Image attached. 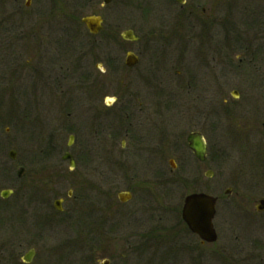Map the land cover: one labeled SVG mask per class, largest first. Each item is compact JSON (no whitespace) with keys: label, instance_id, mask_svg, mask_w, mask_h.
Segmentation results:
<instances>
[{"label":"flooded vegetation","instance_id":"1","mask_svg":"<svg viewBox=\"0 0 264 264\" xmlns=\"http://www.w3.org/2000/svg\"><path fill=\"white\" fill-rule=\"evenodd\" d=\"M240 1L243 9L252 4L257 10L264 11V0H139L136 3L138 29L127 28L116 33L102 23L96 34L87 30L81 33L75 28L77 19L68 17L65 24L59 22V31H62L59 34L20 33L10 39L13 65L10 71L0 74V86L3 77H8L4 85L7 95L0 90V118L25 123V129L29 128L33 135L42 131L41 123L48 121L49 111L52 116H59V154L67 163V172L74 173L79 165L86 163H103L108 171L111 164L123 169L128 164V154L135 157L143 154L145 163L158 169L159 153L169 155V172L174 177H131L127 180L128 189L116 193L117 199L119 193L123 194L124 202L140 193L143 200H150L147 201L149 211L157 209L151 196L156 192L159 194L160 189L155 191L154 185L166 187L173 195L176 191L184 194L176 223L167 230L152 226L149 237L165 234L174 238L183 231L191 232L181 216L185 197L193 193L210 194L205 181L215 176L216 184L229 185L221 194H211L216 198L211 220L215 235L212 242L191 232L199 239L198 244L136 241L127 245L204 247L217 244L225 223L233 231L264 225V210L256 209L264 196L249 202L234 189V185L247 183V179L256 184L253 178L264 172V166H259L260 161L252 163L253 166L239 165L233 169L220 165L224 164L218 137L219 131H223L222 122L241 118L257 121L263 113L251 100L247 99L244 104L235 102L239 99L236 90L231 91L232 101L223 97V31L224 26L234 24L235 27V20H225L223 10L238 7ZM116 3L111 0L106 5ZM128 3V0L119 2L120 5ZM37 22L41 21L29 24L31 30H36ZM249 23L254 28L249 41H258L260 38L255 36L254 30L264 23V19L255 17ZM42 25L40 23V28ZM69 27L73 32H64ZM127 30L130 33H124ZM226 31L231 30L227 28ZM226 37L237 43L245 39L240 33ZM164 40L168 42V51L161 50V46H166ZM50 49L53 56L59 54V65H47L49 62L45 58ZM23 58L26 59L23 61ZM166 63L169 70L163 71L171 73V78L167 98L161 99L160 70L162 66L168 68ZM49 90L59 91L55 101L48 102ZM208 133L214 135L210 142ZM65 135L67 140L63 143ZM193 144H200V157L191 149ZM256 150L264 154L258 143L253 151ZM52 152L53 148L41 145L9 150L0 147V223L9 221L5 228L10 234L8 245H0V264H33L40 252L37 245L31 243L30 227L39 225L45 229L51 217L62 212L73 198L71 186L59 192V186L68 179L59 168V162L52 158L48 161V154ZM65 153L70 155L72 168L69 159H62ZM77 175L75 179L81 184H112L111 177L97 178L95 182ZM70 206L74 207L71 203ZM136 208V212H132L135 217H147L143 208ZM224 208L231 213L223 214ZM92 211L90 230L94 238H98V245L91 247L102 254L98 264H112L111 236L109 226H106L110 213L107 209L98 210L101 213ZM76 214L75 211L71 219ZM240 247L244 245H219L216 253L224 259L229 248L237 251ZM62 250L60 245H45L44 264L49 258L56 260V264L66 263V257L60 255Z\"/></svg>","mask_w":264,"mask_h":264},{"label":"rangeland","instance_id":"2","mask_svg":"<svg viewBox=\"0 0 264 264\" xmlns=\"http://www.w3.org/2000/svg\"><path fill=\"white\" fill-rule=\"evenodd\" d=\"M116 1L118 4L102 6V0H29L27 2L28 6H26V0H0V74L10 71L13 65V57L10 51L13 46H10L9 42L12 34L20 32V27L21 29L26 28L24 24L28 26V24H32L35 21H41L37 22V24H43L40 28L41 33L59 34V32H62L59 31V22L66 23L65 14L73 13L77 18H81L83 15L99 14L103 18V24L112 28L116 33H120L127 28L138 29L139 12L136 3L139 0H128L129 3L127 5H120V0ZM238 5V7H228L229 9L223 10L225 20H235V27H233L234 24L224 26L223 31L225 36L222 46L224 63L221 71L223 97L232 101L231 99L234 98L231 96V91L236 90L239 99L235 100V102L244 104L247 99L248 101L251 100L255 107L260 108L263 113L261 120L257 121L250 122L239 116L241 119H234L233 122L226 119L222 122L223 131L221 133L219 131L218 137L221 146L220 157L224 161V164L222 162L220 165L225 169H233L239 165L253 166L252 163L256 161H260L258 163L259 166H264V154L258 152V150L253 151L256 143L264 149V133L261 128V123L264 121V23L254 30L255 36L260 38L258 41L256 39L251 42L248 38L253 34L254 29L249 26L251 24L249 20L255 17L264 19V11L257 10L252 4L247 5V9H243L241 8L243 5L241 1ZM59 7H65L62 16H59L61 15L59 14ZM46 17H52L50 22L46 20ZM242 19L243 23L240 21ZM239 24L242 25L238 26ZM79 26L76 27L79 28V32L85 33V27L83 25ZM227 28L231 31H226ZM4 30L6 32H3ZM72 30L69 27L66 33H71ZM237 32L245 38L243 41L239 40V43L233 38L226 37L228 34L234 35ZM4 33L10 34V36L6 38L7 36ZM164 42L166 46H161V50L168 51V42L167 40H164ZM256 46L259 47L257 48ZM51 52L52 49H50V53H46L47 56L45 55V59H48L49 62L47 65H59V54L55 53L53 56ZM28 55L32 56L31 54ZM24 59L26 58L22 60L24 61ZM248 60L251 61L248 62ZM165 66H168V68L164 69L162 66L160 70L161 99L167 98L168 84L171 78V73L163 71L169 70L167 63ZM7 80V76L3 77V84L0 86L1 92L6 95L8 90L4 88V85ZM58 96V90H49L47 100L48 102L50 100L55 101ZM49 113L48 121L41 123L43 124L42 131L38 130L39 132L37 131L33 135L29 128L25 129V123H16L7 118H2L3 116L0 118V147H4L6 150L14 147L22 148L24 146L34 147L40 145L48 146L49 149L53 148V152L48 154V161L53 159L55 162H59V168H62V172L67 175L66 179H68V181H63L61 185L59 184V192L66 191L69 186L73 189V198L69 202L74 207L67 203L62 212L51 217L49 226L45 229L40 228L39 225L30 227L29 237L31 243L32 245H37L41 254L37 256L33 264H44L42 253L45 245H60L63 248L60 254L66 257L64 259L66 263L63 264H68L69 262L71 264H98V260L102 259V254L91 247V245H98V238H94L95 236L90 230L93 224V209L100 213L101 211L98 210L107 209L110 213L106 226H109L108 230L110 232L108 231V233L111 236L110 253L114 256L112 264H256L257 262L264 264V246H261L264 245V225H254L247 229L244 227L233 231L225 223L223 235L221 234L217 244L204 247H200V245H139L147 242H191L193 244H198L199 242V239L189 231H183V233L175 235L174 238L165 234L155 237L148 236L150 228L154 225L160 227V229L167 230L176 223L180 216L178 213L183 202V193L176 191L175 195H173V191L167 190L166 187L154 185L152 188L155 191L160 189L159 194L156 192L155 196H151L154 199V206H157L154 211L147 209V201L150 200H143L140 193L124 203L116 198L118 191L128 189L127 180L131 177H174V174L169 172V155L167 153H159L158 169L157 167L150 168L149 164L145 163L146 157L143 154L139 157L128 154V164L123 169L119 165L111 164L110 171H108L106 169L108 167L103 163H86L79 165L74 173L67 172V163L61 160V154H59V116H52L50 111ZM164 113L167 114V111ZM208 136L211 137L210 139L208 138L210 142L214 135L208 133ZM66 140L67 135L62 139L63 143ZM32 151L34 150L32 149ZM35 151H38V148ZM30 155L34 157L32 154ZM84 157L86 158L87 154ZM31 161L34 160L31 159ZM221 171L223 173V170ZM77 174H80L82 178L92 180L111 177L112 184L110 186L97 185L94 182L81 184L75 179L78 177ZM248 177L251 176L248 175ZM216 178L215 176L213 179L205 181L208 193L213 195L221 194L229 186L228 184H216ZM263 178L264 172L253 178L256 184L252 180L247 179V183L236 184L234 189L239 192V195H243L245 200L254 201L259 196H264ZM163 188L165 190H162ZM184 188L185 186L182 187L183 190ZM230 199H228L229 202H231ZM136 207L139 209L143 208L147 217L146 215L144 217H135L132 212H136ZM222 210L223 214L226 212L231 213L228 208ZM75 211L77 214L72 220L71 217ZM8 222V220H5L0 223V245H8L7 238L10 234L9 229L5 228ZM216 222H218L217 218ZM236 236H238L237 239L235 238ZM102 240L103 238L101 237L100 241ZM136 241L140 243L127 245ZM219 245H244V247H240V250L237 251L229 248L224 253V259H222L220 254L216 253ZM51 257L55 256L52 255ZM67 259L68 261H66ZM46 262L47 264L57 263L56 260L51 258L47 259Z\"/></svg>","mask_w":264,"mask_h":264},{"label":"water","instance_id":"3","mask_svg":"<svg viewBox=\"0 0 264 264\" xmlns=\"http://www.w3.org/2000/svg\"><path fill=\"white\" fill-rule=\"evenodd\" d=\"M109 0H104L107 3ZM87 28L91 32H97L100 25V17L85 16L82 18ZM264 131V122H263ZM195 154L200 157V144L191 145ZM67 155H64L66 158ZM120 200H125L123 194H119ZM215 198L205 194H192L186 197L185 204L182 209L183 219L186 221L190 229L197 232L201 237L211 241L215 238L211 225V218L214 212ZM259 208H264V199L260 200Z\"/></svg>","mask_w":264,"mask_h":264},{"label":"bare ground","instance_id":"4","mask_svg":"<svg viewBox=\"0 0 264 264\" xmlns=\"http://www.w3.org/2000/svg\"><path fill=\"white\" fill-rule=\"evenodd\" d=\"M90 16H94V17H100L98 14H90Z\"/></svg>","mask_w":264,"mask_h":264}]
</instances>
